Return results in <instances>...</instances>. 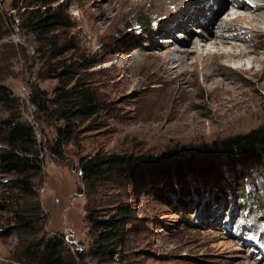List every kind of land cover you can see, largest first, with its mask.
I'll use <instances>...</instances> for the list:
<instances>
[{
	"label": "rangeland",
	"instance_id": "1",
	"mask_svg": "<svg viewBox=\"0 0 264 264\" xmlns=\"http://www.w3.org/2000/svg\"><path fill=\"white\" fill-rule=\"evenodd\" d=\"M13 1L0 0V9L16 19L9 33L0 37L1 40L11 36L0 44V83L9 85L17 94L23 84L30 91V97H21L23 113L25 118L35 122L43 162L41 170L32 173L34 193L31 195H23L13 180L14 174L0 172V264H20V244L26 234L21 233L24 229L18 222L16 210L24 207L32 221L25 231L45 238L63 234L72 252H84V264H98L97 258L88 254L98 233L86 218V207L94 205L101 215L106 212L109 215L121 203L127 204L132 212L126 238L115 258L101 264H264V206L251 203L233 206L239 198L235 182L241 173L249 172L251 177H257L262 189L264 153L250 162L233 161L225 155L216 159L199 156L207 163L217 162L218 166L206 171L191 170L173 186L170 183L174 179L170 177V181L166 171L156 163L165 158L173 159L180 150L199 149L264 127V64H256L262 80L246 71L232 75L234 83L230 88L250 100L252 115L228 113L222 120L213 117L214 105H210L216 96L211 95L208 85L202 84L200 71L205 59H200L195 75L201 87L181 85L194 104L187 108V113L196 119L176 121V111H183L184 107H164L172 100L166 97L171 85L153 76L158 70L147 65L154 63L153 54L171 46L170 36H176L173 39L182 45L188 41L184 33L172 28L176 24L169 21L181 8L184 9L179 13H185L193 1L200 0H146L137 6L132 3L130 7L129 0H55L53 5H65L71 18L66 26L55 31L59 36V54H54L46 42L38 43L34 33L18 24L23 5L36 7L42 0H16L17 7L12 6ZM227 8L218 13L217 20L235 13L231 6ZM249 13L237 12L245 22L237 23L238 26L250 24L264 36L258 23L250 22L255 16L263 18L264 15L253 17ZM198 21L200 25L209 24L204 19ZM194 23L188 24V32H201ZM255 41L250 33L249 50ZM38 46L43 50L38 51ZM191 46L188 42L183 49L188 52ZM171 47L179 48L178 45ZM82 54L84 61L96 60V63L81 67ZM259 54L264 56V50ZM53 66L72 69L67 76L64 74L73 79L69 85L81 83L95 97L97 105L93 116L75 118L73 139L64 144L63 155L53 152L51 145L58 139L57 126L64 125L65 121L57 116L52 123L40 126L36 121L37 106L31 100L36 86L44 95L54 96L55 88L64 83L53 74ZM5 114L0 104V115ZM189 121L203 124L204 131L189 132L179 128V124H190ZM226 126L233 128L227 131ZM98 153L132 156L139 171L138 178L127 179L116 171H109L97 182L99 192L91 194L90 186L82 177L80 161L83 156ZM203 180L206 182H201ZM217 186L234 192L214 202L212 207L195 209L197 203L210 196L209 190L217 192ZM187 192L191 193L190 199L181 201V196L188 197ZM9 194H15L13 200L4 201ZM34 202H39L38 211Z\"/></svg>",
	"mask_w": 264,
	"mask_h": 264
},
{
	"label": "trees",
	"instance_id": "2",
	"mask_svg": "<svg viewBox=\"0 0 264 264\" xmlns=\"http://www.w3.org/2000/svg\"><path fill=\"white\" fill-rule=\"evenodd\" d=\"M54 2L55 0H42L37 3L40 6L32 8H30V4H24V10L19 11L18 24L22 29L34 33L38 43L46 42L54 54H59V36L55 31L66 26L71 18L65 10V5H53ZM44 5L45 7H43ZM12 6H18L16 0L13 1ZM14 21L16 19L0 9V37L9 33L11 23ZM37 48L38 51L43 50V47L38 46ZM81 57L83 59L80 63L81 67H91L96 63V60L84 61L83 54ZM51 70L64 83L55 88L54 96L44 95V91L36 86L31 92V100L37 106L36 121L40 122V126L41 123H52L53 118L57 116L65 121L64 125L57 126L58 139L51 145L53 152L63 155L64 144L73 139L75 118L93 116L97 111V105L95 97L88 88L82 86L81 83L69 85L73 79L66 76L67 73L73 71L72 69L62 70L59 66H53ZM0 104L7 112L5 115H0V172L14 174L16 178L13 180L18 184L23 195H31L34 193L32 173L41 170L43 162L37 127L24 117L22 98L5 83H0ZM42 130L44 131V127ZM201 147L180 150L173 159L165 158L156 161L158 166L166 171V176L174 179L170 178V181H173L170 183L171 186L177 181L181 182V179H184L191 170L206 171L217 165V162L216 164L211 161L207 163L199 156H214L216 159L217 156L225 155L231 157L233 161L236 159L254 161L264 153V127L229 136L220 142ZM80 168L83 179L90 186L91 194L99 192L97 182L104 178L109 171H116L119 175L126 176L127 179L138 178L139 174L132 156L117 153L83 156ZM262 177V189H260L257 177H251L249 172L241 173L235 182L239 188V198L233 206L240 205V203L245 206L249 203L258 207L264 206V173ZM217 187V192L209 190L210 196L203 202L197 203L194 206L195 209L204 210L205 207H212L214 202H220L221 199L229 197L234 192L223 186ZM171 189L168 187V190ZM14 195L5 196L8 201L5 199L4 201L13 200ZM186 195L188 197L181 196L179 199L183 201L187 198L190 199L191 193L187 192ZM188 202L190 203V200ZM34 205L35 210L38 211L39 202H34ZM95 208L94 205L86 207V218L91 228L98 233L88 254L97 258V263L101 264L109 260L112 261L117 255L119 247L125 241L132 212L125 203L119 204L111 214L109 212V215H106L108 212L101 215ZM16 211L18 222L23 225L22 229H24L21 230V233L26 234L20 244L22 254L19 257L20 264H84V252L78 251V254L72 252L66 243L65 235L54 234L48 238L33 236V232L25 231L32 222L31 216L26 213L27 208L24 207L22 210Z\"/></svg>",
	"mask_w": 264,
	"mask_h": 264
},
{
	"label": "bare ground",
	"instance_id": "3",
	"mask_svg": "<svg viewBox=\"0 0 264 264\" xmlns=\"http://www.w3.org/2000/svg\"><path fill=\"white\" fill-rule=\"evenodd\" d=\"M143 1L146 0H129L127 4L129 7L132 3L137 6L141 5L140 3ZM200 1H193L188 6L185 13H179L184 9L181 8L178 15H172L169 21L170 23L176 24L172 28H177L180 33H184L188 41H184V45H182L180 41L173 39L176 36H170L172 37V41H168V43H170L171 46L178 45L179 48L168 46L164 51H159V53L153 54V58L155 59L154 63L151 60L152 63L147 65L151 69L158 70L153 76L156 75L160 79H163V82L166 81V83L171 85V88L169 89L170 92L166 97H169L172 100L167 104L165 103L164 107L167 109L168 107H176L180 105L184 107L183 111H176V121L183 122L182 120L196 119L194 115L190 116L187 113V108L194 104H192L193 102L191 103V96L186 91V88L181 85H184L185 83L200 88L202 84H205L209 86L210 92H212L211 95L216 96L211 100L210 105L211 107L214 105V118L223 120L227 117L228 113L239 112H241L240 115L243 113L244 115H252L253 107H251L252 103L250 100L240 97V94L232 90L230 87L232 83H234L232 75L236 72L246 71L251 76L257 77L260 80L264 78H262V75H259L258 71H256V64H264V56L259 54V52L263 53L264 50V36L263 33L261 34V32L252 28L250 24L246 23L247 27L238 26L237 23L245 22L242 21V15L237 14V12H250L253 17L255 14L264 15V0H213L211 3L204 4ZM229 6L235 10V13H229L226 19L217 20L218 13L222 12ZM215 8H217V10H215ZM257 16L252 18L250 22L254 21L258 23L259 29L263 32L264 17L262 18L261 16L259 18ZM201 19H204L206 22L208 21V26L205 22L200 25L198 20ZM216 21L219 23L216 24ZM192 22H196V24L194 23L193 25L200 27L201 32H188V24H191ZM214 23L215 26H213ZM212 29L217 30L214 31ZM250 33L252 41L256 40L255 43L250 46L251 50H249L247 44V37ZM164 37L169 38V35H165ZM194 37H196V40L192 41ZM239 41H241V44ZM188 42H191L192 46L189 48V51L186 52V48H183L186 47ZM158 46L159 49H162V46L157 45V47ZM243 47L245 49H243ZM256 52L258 54H256ZM202 58L205 59V64H203L202 70H199L203 82L201 84L198 82V75L196 76L195 74L197 73L196 71L198 69L197 67H199L200 59ZM233 65H235V67ZM221 77H223V79ZM243 94L244 93H242V95ZM222 112L225 113L223 114ZM179 125V128L186 129L189 132H202L205 129L203 124L195 122L194 124ZM231 129L228 128L227 131H230Z\"/></svg>",
	"mask_w": 264,
	"mask_h": 264
},
{
	"label": "built area",
	"instance_id": "4",
	"mask_svg": "<svg viewBox=\"0 0 264 264\" xmlns=\"http://www.w3.org/2000/svg\"><path fill=\"white\" fill-rule=\"evenodd\" d=\"M21 91L18 93V95L22 98H24L25 95H29L30 97V91L28 92L26 85H21ZM29 97L27 98L29 100ZM39 135V134H38Z\"/></svg>",
	"mask_w": 264,
	"mask_h": 264
},
{
	"label": "water",
	"instance_id": "5",
	"mask_svg": "<svg viewBox=\"0 0 264 264\" xmlns=\"http://www.w3.org/2000/svg\"><path fill=\"white\" fill-rule=\"evenodd\" d=\"M18 30V29H17ZM20 33V32H19ZM11 36H6V37H4L3 39H1L0 40V44L3 42V41H5V40H7V39H9ZM12 37H14V36H12ZM20 37V36H19ZM31 108H32V106H31ZM32 110V109H31ZM33 122V121H32ZM34 124H35V122H33Z\"/></svg>",
	"mask_w": 264,
	"mask_h": 264
}]
</instances>
